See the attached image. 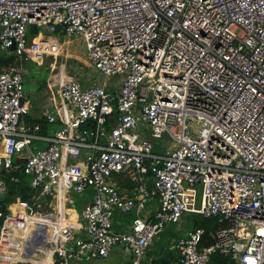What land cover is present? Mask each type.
<instances>
[{
    "label": "built area",
    "instance_id": "built-area-1",
    "mask_svg": "<svg viewBox=\"0 0 264 264\" xmlns=\"http://www.w3.org/2000/svg\"><path fill=\"white\" fill-rule=\"evenodd\" d=\"M58 34L82 40L101 82L49 81L40 117L58 128L43 135L26 122L23 64L56 56ZM0 52L17 61L0 71V264L4 224L52 231L40 264L105 259L119 245L142 264L184 215L220 226L209 245L201 228L178 239L176 264H264V0H0ZM19 175L54 211L20 200L6 212ZM117 213L134 214L126 231L114 230ZM77 226L85 239L70 249Z\"/></svg>",
    "mask_w": 264,
    "mask_h": 264
},
{
    "label": "crops",
    "instance_id": "crops-1",
    "mask_svg": "<svg viewBox=\"0 0 264 264\" xmlns=\"http://www.w3.org/2000/svg\"><path fill=\"white\" fill-rule=\"evenodd\" d=\"M43 33L49 36L46 32ZM51 38L55 39L56 44L59 45V48H58V54L56 56H46L42 60L45 61L46 59H51V61L48 64V75L45 78V80L39 81V79L32 77L34 70H31L32 69L31 66L33 65L31 63L33 62H25L24 63L25 65L23 64L24 84L25 81L31 84V91L27 92V98L30 103V110H29V115L26 117V119H28L29 121L26 122L29 124H37L35 123L36 121L42 120L40 117V111L44 106H46L49 103V97L45 93V89H47L48 82L51 81L53 78H57V80L61 82L72 78L67 76L65 70L61 71L62 69L61 67L58 70V66H57L58 56H60L61 50L64 48L63 47L64 44L68 43L67 41L69 40H66L59 34L54 35ZM60 39H63V42H60ZM82 44L83 42L81 40V48H82ZM82 51H84L83 48ZM2 59H3V53L0 52V71L13 67L10 66V64L6 67L2 66L1 64ZM28 77H30L31 79L28 80ZM72 79L75 82L81 83L80 81H77L76 78H72ZM100 82H101V78L98 81H94L93 83L100 84ZM108 82L111 85L116 84L115 79H110L108 80ZM93 83H91L90 85H92ZM90 85H84V86H90ZM112 91H116V87H114ZM23 177L26 179V181H28L27 177L25 176ZM11 186H13V184H10L8 186L9 188L8 192L3 197L2 203L6 209V212L8 213L12 212L14 214L17 211L20 212L19 203H18V201L20 202V199L10 195ZM130 189H131V185L125 183V185L123 186L122 193L124 195L130 196ZM32 191L34 192L33 195L29 198L28 201H24V202L32 203L34 201L37 203H41L42 206L44 204V208L39 210V212L44 214L54 211V209L51 207L50 204L47 206L45 205V203L50 202V199H46L45 197L39 196V193L37 191L34 190ZM88 197H90V194L86 196V200H88ZM77 199L78 196L75 197V209H71L72 216L70 215V220L76 223H78L76 215L79 212V210H77L76 208ZM156 208H157L156 199H150L147 203L146 212L152 214ZM130 215L132 216V218L134 217L133 213ZM121 216L122 214L117 213L114 217L113 228L117 232L126 231L130 225L129 223H125V221L121 220ZM190 229L188 231H190ZM167 231L168 230H166L165 233L164 232L161 233V235L155 239L154 243L150 246V248L148 249V251L146 252L145 256L142 259L143 264H176L177 262V254L175 250L176 240L183 237L188 231L185 232L183 231L182 232L183 234L178 235L177 237L166 236ZM74 232H76V237H74ZM51 233L52 231H47L43 233L40 230L37 229L35 230L33 228L25 232L20 226L16 224L13 223L4 224L2 239L6 236L5 248L7 247V249L5 251V254L7 257L10 258L7 264H40V262L35 258V252L39 247L43 246L40 245V243L44 244L50 240ZM72 235H73V240L67 242L66 246L70 249H75V240L76 239L84 240L85 235L81 229L79 230L78 226L76 227V229L72 231ZM130 263H131L130 251H128L126 247L117 246L111 249L109 255L105 259L83 257L81 260L77 261L76 263L73 262L72 264H130Z\"/></svg>",
    "mask_w": 264,
    "mask_h": 264
},
{
    "label": "rangeland",
    "instance_id": "rangeland-1",
    "mask_svg": "<svg viewBox=\"0 0 264 264\" xmlns=\"http://www.w3.org/2000/svg\"><path fill=\"white\" fill-rule=\"evenodd\" d=\"M32 35H29L27 33V39L31 40ZM60 42H63V39H60ZM68 43L64 44V48L61 50L60 56H58L57 59V66L58 70L61 67V71L65 70V73L67 76L76 78L77 81H80L82 85H90L94 81H98L101 77L98 73H96L91 64L89 63L86 53L82 51L81 48V40L78 37L72 38V40L67 41ZM11 56L8 54H3V59H7ZM51 61V59H46L45 61H39V62H33L31 66V70H34L33 78L39 79V81L45 80V78L48 75V64ZM25 65V64H24ZM56 66V67H57ZM64 67V69H63ZM31 78L28 77V80ZM24 80V77H23ZM25 91L30 92L31 91V84L27 83L25 81ZM83 127L82 129H84ZM196 130V128H193ZM169 140L167 136L163 135L161 139L158 141H152L154 149H158L160 145L163 146V141ZM119 178H122V176H114L113 179H117L120 181ZM192 215H184L182 217V220L179 221L176 224H167L165 229L162 231V233L166 232V236H178L183 234L182 232L188 231L191 228V218ZM132 216L130 214H122L121 220L125 221V223L131 222ZM191 230V229H190ZM159 237V236H158ZM177 241V240H176ZM150 248V247H149ZM148 248V249H149ZM147 249V251H148ZM143 264V263H142Z\"/></svg>",
    "mask_w": 264,
    "mask_h": 264
},
{
    "label": "trees",
    "instance_id": "trees-1",
    "mask_svg": "<svg viewBox=\"0 0 264 264\" xmlns=\"http://www.w3.org/2000/svg\"><path fill=\"white\" fill-rule=\"evenodd\" d=\"M35 36L32 37V39ZM2 66H14L17 64V61L14 57H10L7 59H2ZM28 122L29 120L26 119ZM35 123L39 124L41 127V134L48 135L52 130L58 128V126H48L44 120L36 121ZM20 183L15 184L10 187V195L19 198L21 201H28L29 198L33 195V191L28 187V181L23 177V175H19ZM86 203V197H78L77 199V210H81V208ZM191 230H195L197 228H201L205 231L204 235V244L209 245L213 242V239L210 234H212L220 224L216 219L207 218L204 219L199 215H192L191 218ZM212 264H232L227 257L221 255H215L212 258Z\"/></svg>",
    "mask_w": 264,
    "mask_h": 264
},
{
    "label": "water",
    "instance_id": "water-1",
    "mask_svg": "<svg viewBox=\"0 0 264 264\" xmlns=\"http://www.w3.org/2000/svg\"><path fill=\"white\" fill-rule=\"evenodd\" d=\"M38 29H37V27L35 26V25H30L29 27H28V33H29V35H32V36H35V35H37L38 34ZM82 48H83V50L86 52V47H85V44L83 43L82 44ZM11 50H13V48H11ZM74 237H76V232H74ZM120 247H125L124 245H119ZM127 248V247H126ZM127 250H128V248H127ZM129 251V250H128Z\"/></svg>",
    "mask_w": 264,
    "mask_h": 264
}]
</instances>
